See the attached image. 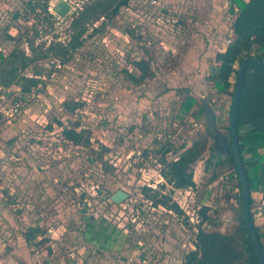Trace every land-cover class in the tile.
<instances>
[{
  "label": "rangeland",
  "instance_id": "rangeland-1",
  "mask_svg": "<svg viewBox=\"0 0 264 264\" xmlns=\"http://www.w3.org/2000/svg\"><path fill=\"white\" fill-rule=\"evenodd\" d=\"M56 1L48 13L42 0H0V52L47 55L24 71L41 74L31 93L0 85V264H133L137 254L146 258L141 264H177L205 205L218 218L216 228L235 229L240 189L229 161L212 164L217 152L207 151L195 165L197 186L181 194L170 184L161 187L160 164L165 147L174 159L182 144L207 132L204 112L195 118L181 112L183 89L214 108L220 131L230 137L233 96L207 79L230 32L226 0H159L155 7L152 0H131L118 15L91 23L68 58L47 47L68 42L73 16L88 0H68L73 8L64 18L52 9ZM140 59L154 76L136 85L125 71L137 72ZM75 101L83 106H64ZM16 102L19 111L11 115ZM58 120L79 122L91 146L65 140ZM144 186L171 195L195 222L153 204ZM118 189L129 193L122 204L110 197ZM114 226L125 229V238L118 234L119 243H108L104 235L114 237ZM35 227L44 234L29 244ZM93 231L102 232L99 240H88Z\"/></svg>",
  "mask_w": 264,
  "mask_h": 264
},
{
  "label": "trees",
  "instance_id": "trees-1",
  "mask_svg": "<svg viewBox=\"0 0 264 264\" xmlns=\"http://www.w3.org/2000/svg\"><path fill=\"white\" fill-rule=\"evenodd\" d=\"M229 1L235 9L233 10L234 19L232 21L234 40L226 46L225 50L216 54L218 66L207 76V79L213 83L216 90L234 97L242 61L249 56L264 61V0ZM50 2L51 0H42V7L48 13L50 12ZM130 2L131 0H88L82 8L78 9L77 14L73 16L68 42H51L47 47V51L63 58L70 57L72 52L83 45L89 29L88 26L91 23L100 20L102 17L106 19L118 15ZM34 43V41L28 43L32 51L37 49ZM42 57L45 58L47 55L30 56L25 50L19 48L13 49L7 55L0 52V85L10 87L16 84L20 87L23 94L31 93L42 82L39 76L41 74L39 70L35 71L33 75H27L24 71L33 63L42 59ZM237 65L239 68H237ZM134 66L138 70L137 72L125 71L127 78L132 83L141 85L145 80L154 76V71L146 59L136 60ZM234 78L235 81L233 82ZM232 83L234 85L233 91L230 89ZM183 90L187 93H185L186 95L180 104L181 112L184 115H192L194 118L199 117L204 112V103L198 102L191 95L189 88ZM64 106L69 111H75L82 107L83 103L75 101L71 104L70 102H65ZM68 122L69 124H65L58 120L59 125L62 127L63 138L77 146L90 147L91 137L86 135L87 131L85 129H79L80 123L70 120ZM228 130L230 134V125ZM238 130L240 150L251 194L253 195V192L259 189L264 182L261 174L264 168V70L255 64H251L246 72L239 106ZM209 139L210 134L208 132H198L189 139V143L181 145L180 152L174 159L167 157V154L172 151L170 147H165L162 150L160 158V164L163 166L161 175L166 180L165 183L161 184L162 188L166 184H170L177 189L197 186L195 165L203 159L207 151L216 152L211 147ZM227 161L234 166L238 177L240 189L238 197L241 204L243 191L233 152L225 155L217 153L216 158L212 157V164ZM210 168L211 166H205L206 171H209ZM218 179L219 176H215L212 181ZM143 190L147 199L151 200L156 206L162 205L173 209L177 213H182L180 205L176 202H171V195L160 193L159 190L150 186H144ZM150 191L155 193L151 195ZM110 195L112 196V193ZM252 204L253 198L251 200V217L255 224ZM211 211L212 208L209 205L202 206L200 209L201 222L198 225V232L194 241L195 248L185 254L183 264H262L249 230L245 222L241 221L243 215L237 213V226L233 230L225 231L216 228L219 225L218 218L213 216L210 213ZM205 224L213 228L211 230L205 229ZM91 226L95 227L93 223L90 224ZM255 228L259 234L256 225ZM114 231L116 233L114 237L111 234H105L103 239L108 243L112 242V240L119 243V238H125V229L114 226ZM43 234L44 231L39 227H35L33 231L27 234L26 241L31 244L39 235ZM118 234H120L119 238ZM100 235H102V232L93 231L88 240H99Z\"/></svg>",
  "mask_w": 264,
  "mask_h": 264
},
{
  "label": "water",
  "instance_id": "water-1",
  "mask_svg": "<svg viewBox=\"0 0 264 264\" xmlns=\"http://www.w3.org/2000/svg\"><path fill=\"white\" fill-rule=\"evenodd\" d=\"M73 8L72 4L68 0H57L52 7L53 11H55L60 17L64 18L68 15V13ZM251 64H255L261 67L264 70V61L249 56L245 58L241 66L239 68L238 79L235 89V94L233 97V102L231 106V113H230V137L222 133L219 129L218 122H217V113L214 108L208 103H204V113L207 122V132L210 134V137L213 139V144L211 147L219 154H229L233 152L239 178L241 181L243 196L241 199V208H235L238 214H242V222H245L252 241L256 247V251L260 258L262 264H264V245L259 236L253 219L251 217V200L252 194L249 185V181L247 178L245 165L243 161V157L240 150V141H239V130H238V114H239V106L241 102L244 80L246 76L247 69ZM231 141V143H230ZM129 198V193L124 189H118L115 191L112 196L111 200L117 204L124 203Z\"/></svg>",
  "mask_w": 264,
  "mask_h": 264
},
{
  "label": "crops",
  "instance_id": "crops-1",
  "mask_svg": "<svg viewBox=\"0 0 264 264\" xmlns=\"http://www.w3.org/2000/svg\"><path fill=\"white\" fill-rule=\"evenodd\" d=\"M226 2H227V5H229V9L233 13L232 17L229 20V22H230V32H232L233 31V29H232V21L234 19V11L233 10H235V9L231 5L229 0H226ZM225 48H226V46H224L223 50H225ZM261 174H262V178L264 180V168L262 169ZM263 193H264V182L260 186L259 189H257L255 192H253V195H252V198H253L252 211H253V214H254L255 225L258 227L261 240H262V242L264 244V198H263ZM171 240L174 243L173 238ZM171 240H169V242H171ZM193 240H194V238L191 241H188V243L187 242L185 244L182 243V247L185 248V250H184V252H182V258L181 259L184 258L185 254L189 250L195 248V246L193 244ZM177 250H180V248H178V246H177Z\"/></svg>",
  "mask_w": 264,
  "mask_h": 264
},
{
  "label": "built area",
  "instance_id": "built-area-1",
  "mask_svg": "<svg viewBox=\"0 0 264 264\" xmlns=\"http://www.w3.org/2000/svg\"><path fill=\"white\" fill-rule=\"evenodd\" d=\"M158 4H160V2H159V0H152L151 1V5H152V7H155V5H158ZM233 40H234V32L232 31V32H229V34H228V37H227V39L225 40V46H228L229 44H231L232 42H233ZM19 108H20V103L19 102H16L12 107H11V115H14V114H16L18 111H19ZM194 187H190V188H187V189H193ZM173 189H176L177 191H178V193H182V191H184V190H187V189H177V188H173ZM172 199H173V197H172ZM175 201H178V200H175ZM175 201H171L172 203L173 202H175ZM152 202V201H151ZM153 203V202H152ZM176 203H178L179 205H180V208H181V210H182V213H177L176 211H174L173 209H170V208H167V207H165L166 209H168L169 210V212L170 213H172V214H174V215H179V214H181V216H183V217H186L187 215L189 216L190 215V219H192V221H194L195 222V220H194V218H193V216H191V214H190V212L187 210V209H184V206L183 205H181V203L178 201V202H176ZM160 206V205H159ZM202 208V206L199 208V211H200V209ZM184 209V210H183ZM194 211H196V210H194ZM199 211H198V213H197V215H196V222H195V227H194V229L196 230V234H197V232H198V225L200 224V222H201V216H200V214H199ZM253 212V211H252ZM186 213V214H185ZM207 226H209V225H207V224H205L204 225V228L206 229V227ZM195 239H196V235L194 236V240H193V244H194V241H195ZM195 246V245H194ZM185 257V256H184ZM145 257H142L141 255H139V254H137V255H134V256H132L131 258H130V261H132L133 262V264H141L142 262H145ZM183 260H184V258L183 259H180L179 261H178V263L177 264H183Z\"/></svg>",
  "mask_w": 264,
  "mask_h": 264
}]
</instances>
